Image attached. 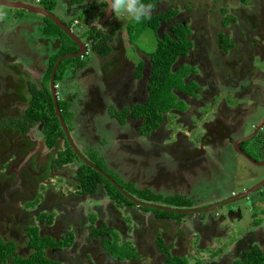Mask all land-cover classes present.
Instances as JSON below:
<instances>
[{"label":"flooded vegetation","instance_id":"obj_1","mask_svg":"<svg viewBox=\"0 0 264 264\" xmlns=\"http://www.w3.org/2000/svg\"><path fill=\"white\" fill-rule=\"evenodd\" d=\"M1 1L13 5L36 6L59 19L70 33L61 30L55 21L44 14L30 12L22 7L0 5L11 11L12 18L7 16L6 19L14 20L17 24L18 21L24 23L23 12L42 16L41 29L44 37L51 41L47 66L43 69L26 66V71L20 56L11 54L1 47L0 42V264H22L21 261L31 263L34 260L38 261L37 264H169L174 257L185 260L186 264H239L243 263L247 254L257 250L264 255V209L260 211V217L256 212L253 213L251 228L246 230L243 236L231 239L230 235L234 229V216L240 218L243 208L251 207L254 210L258 204L264 207V184L247 197L235 199L264 182V175L255 185L252 184L239 193L232 191L233 202L229 200L230 197H221L219 194L213 195L208 202L197 200L195 195L184 197L178 195L179 193L156 194L150 189L137 188L133 182L120 183L103 169L105 163L99 151L77 143L74 137L77 127L80 132L81 129L95 130L100 121H117L122 127H126L129 122L146 138L151 136L158 149L171 154L188 168L201 162V156L214 148L217 142L224 144L227 138H232L233 130L240 128L242 121L238 123L237 120V124L232 127L226 124L230 120L227 119L229 114L226 108L230 105L227 102L221 105L226 95L222 96L220 92L215 96L220 101V111L224 112L218 113V124L207 126L203 135L196 137V142L199 143L187 140L191 132L196 131L197 126L192 125L193 122L188 124L189 128L182 131L173 129L175 133L176 129L178 130L177 135H172V129L168 132L167 122L171 111L165 115L164 122L158 128L144 133L142 128L145 126V117H135L134 110L145 104L148 99L152 54H141L143 62L139 65L125 56L133 46L129 42L130 19L123 24L124 16L116 17L108 13L106 0H28L30 3L23 0ZM181 1L185 6L183 3L179 4ZM145 2L154 5L148 27L157 37V46L159 39H178L181 34L191 43L187 54L178 57L173 65L174 68L188 66L191 69L185 78L188 90L177 92L178 100L182 101L185 107H190L189 112L186 108L174 112L180 121L186 123L188 120L184 118L193 115L200 108L202 102L199 100L204 96L210 98L209 94L213 90L220 89L218 80L224 83L222 86L232 81L234 91L230 93L234 98L239 97L238 91L235 90H244V85L256 69V59L258 62L264 61V0ZM169 11L174 14L164 20L162 16ZM82 15L88 17L86 21ZM95 18H99L108 31L93 27ZM52 24L59 30L53 29L49 32L47 28L53 27ZM154 24L158 25L157 31L152 28ZM124 26L126 33L123 32ZM19 29L18 25L14 29L1 30L0 41L7 39L10 31L19 32ZM182 29L185 32H182ZM140 32L145 34L144 31ZM73 38L85 46L86 52L82 57L74 58L75 62L67 64L60 76L58 70L65 61L63 60L54 76L61 114L63 108L60 105L64 107L67 103L70 115L67 123L63 116L66 111L62 114L66 131L55 108V115L65 136L57 139L54 147L50 148L46 145L47 121L26 122L23 115L32 97L30 87L36 86L42 91L46 88L45 79L50 61L82 51ZM102 47L105 48L104 52ZM156 48L150 50L155 51ZM214 50L217 52L216 66L212 64L214 58L210 59ZM95 59L98 61V69L89 66L93 65ZM205 64L211 66L214 71L207 79L202 75L204 71H210L204 68ZM141 65L142 73L138 75ZM238 71H248L249 74L242 85L239 84L241 79H238ZM217 75L219 79L213 77ZM51 79L52 75L47 86L53 97ZM55 79H58L57 82ZM71 81L78 86V91L74 92V89L70 95L65 92L72 98L66 101L63 92L65 85H69ZM191 83L195 86H191ZM102 84L113 98L110 106H106L101 98L102 103L92 100L90 107L80 109L78 95L83 93L82 89L97 97V87L99 89ZM136 84L139 85L137 90L134 88ZM244 106L240 105L236 111L237 115L241 114ZM96 114L105 117H93ZM237 115L233 114L232 119H237ZM85 116L89 119L86 128H81L80 124L73 125V120L76 122L78 117ZM20 121L22 124H19ZM23 127H28V130L24 131ZM221 127L228 128V133H224L222 139L219 138L221 134L218 132ZM252 127L254 132L241 137L235 144L238 143V148L254 161L264 162V132L260 134V131L264 130V121L259 125L252 124ZM33 130L37 132V140L36 135L31 134ZM212 137L213 141L210 143ZM39 139L44 141L47 151H44ZM235 140L231 139L229 143L232 142L233 145ZM225 146L227 148L228 145ZM69 147L77 158L67 163ZM235 150L237 151L236 147ZM237 153L249 161L239 151ZM89 167L103 177L84 186L78 180V171L85 173ZM256 176L251 178L255 180ZM103 178L115 186L130 203L114 199L109 194L111 189ZM94 187L95 189H91ZM218 191L223 189L219 188ZM258 191L260 194L255 196ZM138 192H144V197ZM92 201L96 202L94 208ZM198 202L202 203L197 204ZM103 204H106V208ZM234 206L236 210L232 211ZM223 240L224 247L220 248L218 243Z\"/></svg>","mask_w":264,"mask_h":264},{"label":"rangeland","instance_id":"obj_2","mask_svg":"<svg viewBox=\"0 0 264 264\" xmlns=\"http://www.w3.org/2000/svg\"><path fill=\"white\" fill-rule=\"evenodd\" d=\"M29 1L32 2V0ZM182 3V1L179 2V4ZM183 5L185 6L184 3ZM167 6L169 5H165V7ZM3 8L5 9L7 16L12 18L10 14L11 11L5 7ZM232 8L238 9V7ZM23 13L25 16L23 18L24 23L18 21L17 24L14 20L10 21L9 19L0 22V31L3 29H14L18 25L20 27L19 32L15 30L10 31L7 34L8 38L0 41L1 47L8 50L11 54H18L20 56L19 59L22 60L21 62L24 64V71H26V66H37L38 68L43 69L47 66V58L49 55L48 47L51 42L49 38L44 37L45 34L41 29L43 18L36 14ZM86 18L88 17L84 16L83 20L86 21ZM122 19L124 21L123 24L129 21V18L126 16L122 17ZM149 21L140 24H136L133 21L130 23L129 42L133 46L126 52L125 56L135 64L138 63V65L143 62L141 54H152L157 46V37L154 35L153 30L148 27ZM140 31H144L145 34H141L142 32ZM123 32L126 33L125 26L123 27ZM182 32H185L184 29H182ZM152 48L154 49L150 50ZM212 52L214 55L210 59L214 58L212 64L213 66H216L218 64V62L215 61L217 52L215 50ZM92 64V66H89L98 69L97 59H95ZM255 65L256 69L252 71L249 81L244 85V90H235L238 91L239 97L234 98L233 94L230 93L231 91H234L232 81H228V85L222 86L224 83L218 80V83L221 84L220 89L217 91L213 90L212 93L209 94L210 98L209 96H204L203 98L200 96L202 99L199 100L202 102L200 108H198L193 115H188L184 118V120H188L186 123L180 121L177 114H174L175 111L171 112L172 114L168 118L169 122H167L168 132L170 133V130L175 128L182 131V129L189 128L188 124L191 125L193 122L192 125L197 126L196 131H192L191 136L188 137L187 140L188 142L194 141V143H199L196 142V137H201L203 135V130H206L207 126L212 127L210 125L219 123L217 120L218 113L224 111H220V101L219 99H216L215 96H218L220 92H222V96L226 95L224 100H222L221 105L224 102H227L230 105L226 108L229 114L227 119H230L226 123L227 126L230 125L232 127V125L237 124V120L238 123L242 121V124L239 125L240 128L233 130L234 133L232 132V138H227V142L224 143L225 145H228L227 148L224 144L217 142L214 148L210 149L206 154H202L203 156L200 158L201 162L198 164L185 168L184 164L181 161H178L174 156L164 152L162 149H158L157 144L152 142L151 136L146 138L130 125L129 122L126 127H122L117 121H100L95 130L89 129L88 131H83L81 129L80 132L77 127V131L74 135L75 140L79 144H85L92 149H97L101 157L104 159L105 164L102 166L103 169L106 170L108 174L115 177L120 183L133 182L139 189H150L153 193L162 195H167L168 193H179L178 195L184 197L195 195L197 197L196 199H200L202 202H208V200H210L215 194H219L221 197L226 195L227 197H230L229 200L233 202L234 197L231 195L232 191L239 193L242 189H246L252 184L255 185V182L264 175V166L258 167L253 163L246 161L235 150V142L240 140L241 137L248 136L254 132L252 124L259 125L264 121V61L258 62L256 59ZM204 68L210 69V71H204L202 73L205 77L204 79H207L209 75L214 73V71H212L211 66L209 67L206 64ZM247 72L238 71V79H241L239 81L240 85L245 83V79H247L249 75ZM213 77L219 79L218 75ZM36 79H39V77H36ZM134 88L137 90L139 85L136 84ZM74 89V92H76V90L78 91V86L75 85L73 81H71L69 85H65L63 95L66 101L71 100L72 98L70 99L65 92L70 95ZM182 90L187 91V86ZM97 91V95L99 96L93 97L88 90L82 89L83 93H79L78 95L80 100L79 108L84 109L85 106L90 107L92 105V100H98L99 103H102L101 98L106 106L113 102L110 91L104 86V84H102L99 89L97 87ZM241 104H244L245 106L242 108L241 114L237 115L236 111ZM185 108L187 112L190 111V107L187 108L186 106ZM73 109L74 107L71 110L73 111ZM233 114L234 116L237 115V119H232L234 117ZM100 116L105 117V115L102 114L93 115L95 118ZM68 121L69 119L67 120V123ZM88 121L89 119L87 116L78 117L76 122L73 120V125L76 126L77 124H80L81 128H86ZM218 132L221 134L219 138L222 139L223 134L226 132L228 133V128L221 127V131L219 130ZM263 132L264 130L260 131V134ZM36 133L35 130L31 132V134L36 135L37 140L38 137ZM171 133L173 136L177 135L178 130L176 129V133L175 130ZM231 139H236L233 145L232 142L229 143ZM212 141L213 137L210 140V143ZM43 142L42 139H39L42 148L45 149L44 151H47L48 149ZM186 143L187 142H185V144ZM74 167L76 168V166ZM253 175H257L255 180L251 178ZM239 178L242 179L239 180ZM235 181H237V183H235ZM62 184L65 186L64 181ZM219 188L223 189V191H218ZM259 194L260 191H258L255 196H258ZM202 202H198L197 204ZM92 203V208H94L96 202L92 201ZM87 207L90 209L89 205ZM103 207L106 208V204H103ZM84 209L85 207L82 209V212H84ZM243 209L240 218L237 215L234 216V220L232 221L234 229L230 232L231 239H239L243 236V233L251 228V223L254 219L253 213L256 212L255 214L260 217V211L262 212L264 207L262 208L261 205L258 204L257 209L252 210L253 208L251 207ZM235 210L236 207H232V211ZM106 215H108V213H106ZM226 215L228 216L229 214ZM262 219H264V216ZM224 244L225 240L220 244L218 243L220 248L221 246L224 247ZM239 264L252 263L248 255H246L243 263Z\"/></svg>","mask_w":264,"mask_h":264},{"label":"trees","instance_id":"obj_3","mask_svg":"<svg viewBox=\"0 0 264 264\" xmlns=\"http://www.w3.org/2000/svg\"><path fill=\"white\" fill-rule=\"evenodd\" d=\"M173 14L174 13H170V11L166 12L165 15L162 16V18L165 20L167 17ZM52 26L53 27L49 26L50 28H47L49 32L56 28L55 24H52ZM152 28L157 31L158 25L154 24ZM92 38L94 40L93 32ZM93 44L95 45L94 48H96L97 44L95 43V41L93 42ZM190 46L191 43L187 41L185 35L183 34H181L178 39H159V44L156 50L151 55L152 69L148 81V99L145 104L136 107L134 110L135 117H145V126L142 128V131L144 133H149L150 131L158 128L164 122L165 115H167L170 111H183V109H185L183 102L178 100L177 92L178 90H182L187 85L185 83V78L188 75L189 70L191 69L188 66H184L183 68H174L173 65L175 64L178 57L187 54ZM101 49L103 50V52L105 51L104 47H102ZM57 60L58 57L50 61L49 70L46 75L47 79H45L46 88L42 91L36 86L30 87L32 97L30 99L29 107L26 113L23 115L26 122L31 121L32 123H37L41 122L42 120L47 121L46 145L50 148L54 147L57 139L65 136L60 126L61 123L55 115V107L51 90L47 86L49 84L52 71ZM73 62H75L74 58L65 59V61L59 67L58 74L61 76L63 70L67 67V64ZM142 69L143 66L141 65V67L138 69V75L142 73ZM57 80L58 79H55L56 82ZM190 85L195 86L193 83H191ZM60 107L63 108L62 114L66 111V115L63 114V116L65 120H68L70 115V113H68V104L65 103L64 107H62V105H60ZM121 119H123V116L121 117ZM19 124H22L21 121ZM23 129L24 131H27L28 127H23ZM68 155V160L66 161L67 163L72 162L73 158H77V155L70 147ZM84 170L85 168H83V171ZM80 171H78V180H80V182H82L84 186H88L94 182H97V179L103 177L99 172L91 167H89L88 170L86 169V172L84 171L85 173H89L90 175H85V173ZM108 185L109 189H111L109 194L114 199H122L128 204L130 203V201L126 199L115 186L110 183H108ZM91 189H95V187ZM138 193L144 197V192ZM166 214L170 215L169 213ZM247 255L249 259H251L252 264H264V255L261 251L257 250V252L249 253ZM35 262L37 264L38 261L34 260L31 263L21 261L20 263L35 264ZM169 264H186V261L174 257L171 258Z\"/></svg>","mask_w":264,"mask_h":264},{"label":"clouds","instance_id":"obj_4","mask_svg":"<svg viewBox=\"0 0 264 264\" xmlns=\"http://www.w3.org/2000/svg\"><path fill=\"white\" fill-rule=\"evenodd\" d=\"M106 3L108 13H111L116 17L126 16L136 24L149 21L154 10V5L150 2H145V0H106ZM6 18L7 13L5 9L3 7H0V22H3ZM92 26L100 31H108V29L100 23L99 18H95L93 20ZM60 29L66 30L68 33H70V31L67 30L66 26L64 29ZM83 55L78 57H82Z\"/></svg>","mask_w":264,"mask_h":264},{"label":"water","instance_id":"obj_5","mask_svg":"<svg viewBox=\"0 0 264 264\" xmlns=\"http://www.w3.org/2000/svg\"><path fill=\"white\" fill-rule=\"evenodd\" d=\"M7 5V6H14V7H22V8H24V9H27V10H29L30 12H35V13H40V14H44V15H46L47 17H49V18H51L53 21H55L56 22V24H58L59 25V27L60 28H62V29H64L65 28V26L60 22V20L59 19H57L55 16H53L52 14H50V13H48V12H46V11H43V10H41L40 8H37L36 6H31V5H23V4H16V5H13V4H11V3H7V2H3V1H1L0 0V5ZM64 27V28H63ZM74 39V38H73ZM75 40V39H74ZM76 41V40H75ZM78 44H79V46L81 47V52H77V53H75V54H67V55H64V56H62V57H60L58 60H57V62H56V64H55V66H54V69H53V71H52V79H51V89H52V92H53V99H54V104H55V108H56V114H57V116H58V118L60 119V121H61V123H62V126L64 127V129L67 131V128H66V125H65V122H64V119H63V117H62V114H61V111H60V109H59V105H58V98H57V93H56V90H55V84H54V76H55V74H56V71H57V69H58V67H59V65H60V63L63 61V60H65V59H67V58H76V57H78V56H81V55H83L86 51H85V46L81 43V42H78V41H76ZM242 140H244V139H242ZM241 140V141H242ZM241 141H239V142H241ZM235 147H236V149H237V151H239V153H241L244 157H246L251 163H253V164H257V165H264V162H256V161H254L252 158H250L247 154H245L243 151H241L239 148H238V143H236L235 144ZM264 184V182H262L261 184H259V185H257L256 187H254L253 189H251L250 191H248L247 193H243V194H241V195H239V196H237L235 199H240V198H245V197H247L250 193H252V192H254V191H256V190H258L259 188H261V186ZM179 212H181V211H179ZM182 212H186V211H182Z\"/></svg>","mask_w":264,"mask_h":264}]
</instances>
